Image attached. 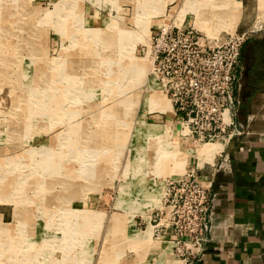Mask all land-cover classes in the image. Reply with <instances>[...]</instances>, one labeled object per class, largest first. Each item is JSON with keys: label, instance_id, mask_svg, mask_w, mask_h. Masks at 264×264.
<instances>
[{"label": "rangeland", "instance_id": "1", "mask_svg": "<svg viewBox=\"0 0 264 264\" xmlns=\"http://www.w3.org/2000/svg\"><path fill=\"white\" fill-rule=\"evenodd\" d=\"M236 1L0 0V264H184L153 217L216 143L179 137L150 46L164 25L259 34L264 0Z\"/></svg>", "mask_w": 264, "mask_h": 264}, {"label": "built area", "instance_id": "2", "mask_svg": "<svg viewBox=\"0 0 264 264\" xmlns=\"http://www.w3.org/2000/svg\"><path fill=\"white\" fill-rule=\"evenodd\" d=\"M252 36L235 32L210 44L194 28L157 27L150 46L151 73L169 96L181 139L197 147L219 143L222 155L232 140L246 133L234 120L236 67ZM211 202V181L198 167L164 183L153 221L184 264H195L210 242Z\"/></svg>", "mask_w": 264, "mask_h": 264}, {"label": "crops", "instance_id": "3", "mask_svg": "<svg viewBox=\"0 0 264 264\" xmlns=\"http://www.w3.org/2000/svg\"><path fill=\"white\" fill-rule=\"evenodd\" d=\"M236 73L234 120L246 133L226 146V156L216 143L211 162L198 159L212 206L210 242L195 264H264V28L243 45Z\"/></svg>", "mask_w": 264, "mask_h": 264}, {"label": "bare ground", "instance_id": "4", "mask_svg": "<svg viewBox=\"0 0 264 264\" xmlns=\"http://www.w3.org/2000/svg\"><path fill=\"white\" fill-rule=\"evenodd\" d=\"M237 3H238V0L236 1ZM216 7V6H215ZM222 9V8H221ZM232 10H234L233 8L231 9V15H234L233 13H232ZM182 13V12H181ZM198 13V12H197ZM199 14V13H198ZM211 14L213 15V16H215V13H213V12H211ZM237 14H235L234 15V17L236 16ZM202 16H203V19L201 20L200 19V21H198V23H196V24H198V25H200L202 28H205L206 30H208L209 32H212L211 30V28L210 27H208V26H206V20H207V17L204 15V14H202ZM232 18H233V16H232ZM134 74H138V76H140L142 73H143V71H144V69H145V64L143 63V62H136V64H134ZM137 77V76H136ZM165 99H164V97L161 95V94H159V93H153V95H152V97H151V105L153 106V108L154 107H157V108H160L161 110H163V109H165V108H167L166 107V104H165ZM167 103V102H166ZM169 106V105H168ZM156 108V109H157ZM170 109V108H169ZM166 112V111H165ZM203 154V156L204 157H206V159L207 160H213V158H214V156H215V153H217V145H213V146H205L204 148H202L201 150H200ZM201 155V154H200ZM205 160V159H204ZM176 167L177 168H179V165H176ZM181 167H182V165H181ZM176 169V168H175Z\"/></svg>", "mask_w": 264, "mask_h": 264}, {"label": "water", "instance_id": "5", "mask_svg": "<svg viewBox=\"0 0 264 264\" xmlns=\"http://www.w3.org/2000/svg\"><path fill=\"white\" fill-rule=\"evenodd\" d=\"M249 54H251L252 55V52H249ZM249 71H250V67H248V69L246 70V72H245V75L246 76H248L249 75Z\"/></svg>", "mask_w": 264, "mask_h": 264}]
</instances>
